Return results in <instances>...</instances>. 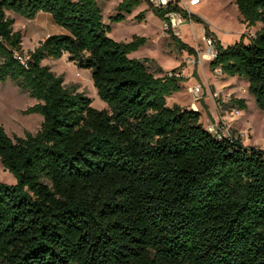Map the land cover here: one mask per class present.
Listing matches in <instances>:
<instances>
[{
  "label": "trees",
  "instance_id": "obj_1",
  "mask_svg": "<svg viewBox=\"0 0 264 264\" xmlns=\"http://www.w3.org/2000/svg\"><path fill=\"white\" fill-rule=\"evenodd\" d=\"M143 1H119L109 21ZM234 4L246 27H261L227 46L176 3L147 9L162 22L178 12L202 25L215 49L209 67L245 80L264 110V0ZM7 11L47 13L64 33L25 53ZM109 32L96 0H0V83L12 81L36 101L24 113L42 116L22 137L0 124V164L15 179L0 183V264H264V149L233 133L218 138L198 110L168 106L183 78L129 57L144 36L118 42ZM63 55L90 71L106 109L42 64ZM229 101L246 108L242 98Z\"/></svg>",
  "mask_w": 264,
  "mask_h": 264
},
{
  "label": "rangeland",
  "instance_id": "obj_2",
  "mask_svg": "<svg viewBox=\"0 0 264 264\" xmlns=\"http://www.w3.org/2000/svg\"><path fill=\"white\" fill-rule=\"evenodd\" d=\"M96 1L101 9L103 22L110 27L108 36L111 39L118 42H128L133 35L148 37L149 43L142 47L140 51L130 55V57L150 56L149 67L151 69L157 67V64L162 67L175 65L174 68H182L181 78L189 82L186 85L187 93L181 91L179 94H174L168 100V104L172 105L173 101H176L179 96L186 100H191V104L192 96L187 90L188 87L194 84L201 86L202 95L198 98L196 104L199 102L202 106L200 111L201 123L205 126V120L212 118L204 105L205 100L211 98L209 91L212 90L210 87V83H212L214 89L221 90L229 98H242L246 104V108L243 110L233 106L237 112L227 118L228 133L238 136L243 145L247 147L264 149V110L259 109L255 105L253 97L247 91V82L245 80L237 77H227L223 74H214L213 69L209 67L211 60L202 57L206 51L203 40L206 35H204L202 25L186 19L183 25L172 30L176 37L195 50L196 55L193 56L176 47L173 40L169 37V33L163 29L162 21L147 9L148 0H144L140 7L121 22L109 21V17L116 13L115 7L120 0ZM174 2L188 12L201 17L208 24L210 31L214 35L216 34L214 32H217L223 36L226 31H230L232 34L237 28V31L241 34L249 36L251 34L254 35L261 27L260 23L253 27H246L237 11L234 0H174ZM140 11L144 12L143 20L138 22L134 16ZM6 15L14 21L13 30H18L22 34L21 44L25 53L32 50L45 37L46 33L54 35L58 33V29L60 30V27L53 23L47 13L35 16L33 19H26L10 11H7ZM244 41L247 42V39L245 38ZM188 57H193L195 63L192 65L187 64L186 59ZM42 64L48 65L56 75L62 76L65 87L73 88L75 91L82 92L88 96L92 107L106 109L105 103L96 95L89 70L78 68L73 63L68 62L66 55L57 59L45 58ZM35 103L34 99L18 89L12 81L6 80L0 83V124L10 137H22L26 132L34 133L38 130L42 116L36 113H24V110ZM229 106H231L230 103L221 104L215 109V115L224 116ZM0 183L7 185L15 183L14 177L1 164Z\"/></svg>",
  "mask_w": 264,
  "mask_h": 264
},
{
  "label": "built area",
  "instance_id": "obj_3",
  "mask_svg": "<svg viewBox=\"0 0 264 264\" xmlns=\"http://www.w3.org/2000/svg\"><path fill=\"white\" fill-rule=\"evenodd\" d=\"M148 2L159 8H164L169 3H175L174 0H148ZM166 20L162 22L163 29L166 31L170 29L171 31L175 28H178L179 26L183 25L186 22V19L178 12H168L165 14ZM253 36L252 34L248 37ZM205 42V48L206 51L202 55V57H206L210 60H212L215 56V49L213 45V40L210 37H204L203 38ZM186 63L189 65H192L195 63V60L193 57H188L186 59ZM214 74L216 75H222L221 69L219 67H215L213 69ZM182 68H172L167 71H165V75L168 77H175V78H181L182 77ZM188 92L192 96V103L190 104V109L197 110L196 108V101L198 98L202 95V89L199 85H191L188 87ZM209 96L214 100L215 108L217 109L221 104H228L229 103V97L221 92V90H216L212 88V90L209 91ZM236 109L233 106H229L228 110L226 111V114L224 116L220 114H216L212 116L211 119L205 120V128L212 134L216 135L218 138L221 137H228L230 133H228V124H227V118L233 116L235 114Z\"/></svg>",
  "mask_w": 264,
  "mask_h": 264
},
{
  "label": "crops",
  "instance_id": "obj_4",
  "mask_svg": "<svg viewBox=\"0 0 264 264\" xmlns=\"http://www.w3.org/2000/svg\"><path fill=\"white\" fill-rule=\"evenodd\" d=\"M121 1V0H120ZM140 7V6H139ZM137 9V8H136ZM134 11V10H133ZM132 14V13H131ZM130 14V15H131ZM40 15H43V13L42 12H39L36 16H40ZM130 15H125V18L126 17H129ZM154 19H156L158 22H159V20L157 19V18H155L154 17ZM58 33L57 34H60V33H64V30L62 29V28H60V30L58 29V31H57ZM214 33H216L215 35H216V37H217V39L220 41V43H221V45L222 46H227V45H230V44H233V43H235L236 41H238L239 40V38H240V36H241V33L239 32V31H237V28L235 29V32H233L232 34L230 33V31L228 32V31H226L225 32V35H223V36H221V35H219L217 32H214ZM48 35H50L49 33H46V35H45V37H47ZM44 37V38H45ZM145 38H146V43L143 45V46H141L137 51H135V52H133L134 54L136 53V52H138V51H140V49L142 48V47H144V46H146L148 43H149V39H148V37L147 36H144ZM43 38V39H44ZM42 39V40H43ZM38 44V43H37ZM37 44H36V46H37ZM133 53H131L130 55H132ZM130 55H129V57H130ZM150 56H147V55H143V56H141V57H134V58H149ZM149 59H151V58H149ZM157 67H159V68H161L162 69V71L164 72V71H167V70H169V69H172V68H174L175 67V65H173V66H169V67H162V66H160V65H158L157 64ZM157 67H155V68H157ZM155 68L154 69H152V70H155ZM159 75V73H156V76H158ZM232 78H235V77H232ZM181 89L178 91V92H175V93H173L171 96H169L167 99H166V104L168 105V106H171L170 104H168V100L170 99V98H172L173 97V95L175 94H179V93H181V91H184V93H187V91H186V85H188L189 84V82L188 81H182L181 83ZM210 87L211 88H213L214 87V85L212 84V83H210ZM211 99V98H210ZM206 99L205 100V102H204V105L206 106V110L208 111V113L211 115V116H214L215 115V103H214V100L213 99ZM190 102H191V100H186V99H184L183 97H181V96H179L178 97V99H176V101H173V104H177V105H179V106H181V107H184V108H188L189 109V104H190ZM172 104V105H173ZM201 105H200V103L198 102L197 104H196V108H197V110L200 112L201 111ZM201 113V112H200ZM200 121H201V118H200ZM203 126H204V124H203ZM205 127V126H204Z\"/></svg>",
  "mask_w": 264,
  "mask_h": 264
}]
</instances>
